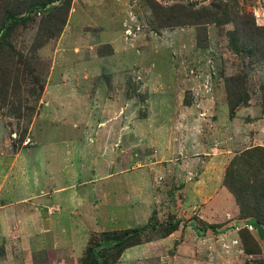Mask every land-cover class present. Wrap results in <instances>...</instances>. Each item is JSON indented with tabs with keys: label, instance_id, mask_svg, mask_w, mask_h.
Returning <instances> with one entry per match:
<instances>
[{
	"label": "rangeland",
	"instance_id": "374dc122",
	"mask_svg": "<svg viewBox=\"0 0 264 264\" xmlns=\"http://www.w3.org/2000/svg\"><path fill=\"white\" fill-rule=\"evenodd\" d=\"M61 140L77 169L45 147L51 183L28 154ZM8 166L13 197L77 200L15 264H264V234L199 218L214 191L187 202L212 179L264 228V0H0Z\"/></svg>",
	"mask_w": 264,
	"mask_h": 264
},
{
	"label": "crops",
	"instance_id": "0c3cea01",
	"mask_svg": "<svg viewBox=\"0 0 264 264\" xmlns=\"http://www.w3.org/2000/svg\"><path fill=\"white\" fill-rule=\"evenodd\" d=\"M76 146L75 141L63 142L61 140L51 142L40 149L39 162L37 161L36 154L29 153L28 156L32 157L31 165H35L36 169H41L43 177L47 176L46 180L52 183L55 182L57 174H54V166L44 158L42 153L45 147H47L46 151H50V153L58 150L60 153L58 157L59 172L62 177H64L63 174L65 173L66 182L69 183L73 179V172L77 169V165L73 166L71 161L80 156L78 149L77 151L75 150ZM81 154L85 153L82 152ZM10 168L11 166H8L6 169L0 168V248L3 251V260L1 262L3 264H15L13 254L10 251L13 249L17 250L15 252L18 253L21 260L23 258L25 260L26 256L29 255L32 245L39 241V236L46 233H59L62 229L59 225V218L62 215L70 218L71 216L69 215L74 212L72 209L77 206V200L69 199L74 194L72 186L63 188V183L62 185H47L36 189L37 192L50 190L48 196H51L52 200L48 198H45L43 201H38L39 199L24 200L18 199L19 197H13L14 193L19 190L13 186L15 183L9 175ZM204 175L205 172L201 176ZM196 186L193 187V192L189 191L191 194L187 200L188 203L197 204L214 191L206 203L200 202L203 205L200 207L198 215L206 225H213L215 227L214 230L217 232L225 229L226 226H234L229 232L246 227L256 234H264L263 226L256 224L253 220L235 217L238 213L236 205L231 200L229 192L223 186L215 185V181L212 179L203 184V186ZM62 196L65 198V201H63ZM187 223L193 227L191 221ZM208 231V229L207 231L204 230L203 233Z\"/></svg>",
	"mask_w": 264,
	"mask_h": 264
},
{
	"label": "trees",
	"instance_id": "16d2710c",
	"mask_svg": "<svg viewBox=\"0 0 264 264\" xmlns=\"http://www.w3.org/2000/svg\"><path fill=\"white\" fill-rule=\"evenodd\" d=\"M45 4H46V3H43L42 5H45ZM232 112H233V108L230 109V113H229V114L231 115ZM238 204H239V203H238ZM239 207H240V206H239ZM204 225H206V224H204ZM171 227L174 228L175 226L172 225ZM207 228H209V229H211V230L213 231V229H214L215 227L212 226V225H208ZM243 233H245L247 236H249L246 230H244V231L239 230V231H238V235H239V238H240L241 242H243V240H244ZM125 235H126V234H125ZM125 238H126V237H124V238L121 239L120 241H117V242L115 243V245H116V246H119V247L122 246V245L125 243V240H126ZM86 252H87L91 257L93 256L92 249H91L90 247L86 249ZM91 264H95V260H94V259H93V261H92Z\"/></svg>",
	"mask_w": 264,
	"mask_h": 264
}]
</instances>
